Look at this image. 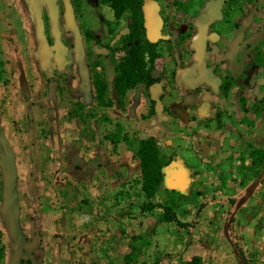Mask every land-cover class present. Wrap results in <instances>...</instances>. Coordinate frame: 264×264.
I'll list each match as a JSON object with an SVG mask.
<instances>
[{
	"label": "rangeland",
	"instance_id": "rangeland-1",
	"mask_svg": "<svg viewBox=\"0 0 264 264\" xmlns=\"http://www.w3.org/2000/svg\"><path fill=\"white\" fill-rule=\"evenodd\" d=\"M158 1L163 36L147 47L157 58L146 66L159 71L163 107L150 104L146 85L135 112L143 113L140 122L123 118V102L112 97L121 47L94 59L95 44L85 36L97 17L112 18L108 3L67 0L80 15L89 73L99 79L98 87L84 80L87 73L74 62L73 79L61 90L47 81L27 0H0V160L5 150L14 155L18 221L33 243L22 264H264V169L257 176L248 168V153L264 142V112L255 110L264 97V70L217 68L221 83L190 90L180 77L194 68L186 32L200 13L229 7L230 15L213 25L223 38L238 22L264 43V0ZM142 146L161 179L151 196L142 187ZM172 162L187 170L186 185L176 189L178 208L165 184ZM2 180L0 164V194ZM137 239L142 249L132 253ZM13 244L0 214V264H9Z\"/></svg>",
	"mask_w": 264,
	"mask_h": 264
},
{
	"label": "flooded vegetation",
	"instance_id": "flooded-vegetation-1",
	"mask_svg": "<svg viewBox=\"0 0 264 264\" xmlns=\"http://www.w3.org/2000/svg\"><path fill=\"white\" fill-rule=\"evenodd\" d=\"M155 1L158 3L157 14L161 19L160 37L155 42H150L147 38L145 15L143 10L144 1H140V4L136 5L137 8L135 10L127 9L119 17L116 16L114 10L111 8L113 10L112 18L97 17L98 20L94 26L85 31V36L88 37V34H90V41L95 44L93 48L95 54L94 59H104L105 55L114 51V48L117 46L121 47L123 51V59L118 63L117 73L113 70V75L110 81L112 88H118V90L114 89V91H112V97H118L117 105L123 102V106L127 110V115H123L122 117L128 118L129 121L131 119L136 120V118H138V120L141 122V116L143 113L140 112L138 115H136L135 112L137 107L141 105V102L144 100L143 89L148 84L149 91L147 93V97L150 104H154L155 108L159 110L163 107L159 101V96L162 92L160 82L158 81L159 71L155 68H150L148 73L152 77V80L146 78V63L148 60L153 63L155 58H157L156 52L153 53L151 50H149L150 48L147 50V47L154 46L159 41V39L162 38V29L165 23V19L163 17V7L158 0ZM220 2L226 4L227 0H221ZM27 3L31 9L32 18L35 20V22L40 20L42 21V18L46 16L49 23L51 41H47L49 43L46 48L41 50L39 47L40 39H38L39 36L37 35L40 57L42 61L47 62V65L49 66L48 74L51 78L49 77L47 81L58 84L61 87V90L65 89L64 87L67 85V83L73 79L70 69L72 63L76 62L78 70H83L85 73H87V77L83 79L86 81L89 79L94 80L96 86L98 87L97 84L99 77L96 74H94L96 76L94 77L91 75V73H89L91 72V68L86 61L87 59L85 53L82 51L83 35L80 30V15L77 13V11L69 7L67 0H56L58 9L57 12L54 13L51 10V6L47 4L45 0H41L40 5L44 8V12L40 13V16H37L34 9L31 7L30 0H27ZM225 12V9H223L222 12L213 13L210 12V10H207L200 13L195 19L194 26L188 25V30L186 32V35L187 33L190 34V43L192 46H194L192 43V36L195 33L200 30H203L206 33L205 51L208 52L206 66L212 68V82L214 81V78L217 77V74L215 73L217 68L220 69L223 67L226 70L231 71V73H237L247 65L249 67H253L254 65L251 64L252 60L250 55L259 44V42L255 41L254 38H251L252 36H248L247 33H243L242 25L238 22H236L230 29L232 36L228 39L223 38L222 30L214 28L213 25L216 23V20H223L224 17L227 16ZM112 20L116 22L122 20L123 25L120 27L118 26V23L112 25ZM191 31L193 32L190 33ZM57 39H59L60 42L68 49L69 64L64 70H58L56 68L52 54H46L51 45ZM45 40L47 39L45 38ZM134 53L136 54V58L134 59L136 67L133 70L130 59L131 55ZM191 66L194 67L193 69L191 68L193 77L198 78L197 66L194 61ZM122 67L127 68V74H122ZM94 69H96V66ZM153 70L157 71V76L155 77L153 75ZM95 78H97V80H95ZM218 78L219 83H221V76ZM57 80H59V82H56ZM131 81H133V86L130 87L129 84ZM201 83L205 82L198 80L196 86ZM154 84L160 86L157 99H153L150 92L151 87ZM185 85L187 86L186 83ZM132 90L133 93L131 94L130 91ZM185 100L189 105H192L195 102V99L190 94L186 95ZM198 112L202 117H206L208 115V109L205 106L200 107ZM6 151L7 150L4 151L2 159H4ZM32 246L33 243L28 242L24 237L23 250L19 262H24V256H29L31 254Z\"/></svg>",
	"mask_w": 264,
	"mask_h": 264
},
{
	"label": "water",
	"instance_id": "water-1",
	"mask_svg": "<svg viewBox=\"0 0 264 264\" xmlns=\"http://www.w3.org/2000/svg\"><path fill=\"white\" fill-rule=\"evenodd\" d=\"M220 2L221 0H217ZM51 6V10L56 13L58 6L56 0H45ZM143 10L145 15V27L147 30V38L150 42H155L160 37L161 19L157 14L158 3L155 0H144ZM206 33L203 30L198 31L192 36V43L195 46L193 60L197 66L198 78L193 77L191 68H184L181 71L180 77L188 88L196 87L197 81L211 83L213 73L212 68L206 66V58L208 52L205 51ZM47 55L52 54L53 60L58 70H64L69 64V56L67 47L57 39L46 52ZM154 71V77L157 76V71ZM219 83V78L215 77L212 82L216 87ZM160 90L159 85H152L151 96L157 99ZM3 175L2 199L0 205V213L4 215L7 223L9 236L14 240L12 253L9 264H19V259L22 255L24 237L18 223V210L16 206L17 194L14 191L16 181V169L14 165V155L10 150L5 153L4 159L0 160ZM166 177L165 184L169 189H180L186 185L187 170L178 162H172L168 167H165Z\"/></svg>",
	"mask_w": 264,
	"mask_h": 264
},
{
	"label": "trees",
	"instance_id": "trees-1",
	"mask_svg": "<svg viewBox=\"0 0 264 264\" xmlns=\"http://www.w3.org/2000/svg\"><path fill=\"white\" fill-rule=\"evenodd\" d=\"M102 2L108 3L110 5V7L114 10L115 14L117 17L121 16V14L127 10V9H131V10H135L137 7L136 5L140 4V1L138 0H101ZM31 2V7L32 9H34L35 13L37 14V16H40V2L41 0H30ZM228 3V1H227ZM229 6V5H228ZM227 16L230 15V10L229 7L227 10H225ZM136 14V13H134ZM36 32L37 35L39 36L38 39H40V43L37 40V43H39V47L42 49L46 48V46L48 45L49 42H47L48 40H50V28H49V23L47 20V17L45 16L44 18H42V21H36ZM187 36H190L189 33H187ZM90 37V34H88V38ZM45 38L47 40H45ZM51 41V40H50ZM263 46L264 43L259 42V44L257 45V47L252 51L251 53V64L254 66H257L258 68L264 70V50H263ZM135 53L133 55H131V66L132 69H135ZM125 64V63H124ZM140 70V67H139ZM121 72L122 74L126 73L127 74V68L122 67L121 68ZM146 78L149 80H152V77L150 76V74L148 72H146ZM132 80V79H130ZM49 82V81H48ZM56 82H59V80H57ZM129 86H133V81H131V83L129 84ZM61 88V87H60ZM259 105L257 107H255V110L257 113H262L264 112V97L259 101L258 103ZM262 106V107H261ZM220 117V114H218V118ZM138 156L140 159V166L142 168L143 171V183H142V187L143 190L146 192V194L148 196L153 195V193L155 192V189L158 187L161 179L159 176V171L158 170H154L153 167H151V160H150V155L148 154V152L145 149V146H142L139 150H138ZM248 156L250 158V166L248 167L249 169H252L254 171L257 172V176L260 172V169H264V142L262 143V145L260 147H254L251 149V151L248 153ZM3 182V180H2ZM3 187V184L1 183V189ZM168 193L170 192L173 193V195H170V201L171 204L174 208H178L179 205L176 202V194H177V190H167ZM2 199V193L0 194V200ZM173 207H169L168 209H172ZM1 214V213H0ZM4 218H6L4 215H2ZM169 218V216L167 217ZM19 223V221H18ZM20 227V225H19ZM141 239H137L133 241V244L131 245V249H132V253H137L142 249L141 243H140ZM129 258H131V254L128 256ZM23 261L19 262V264H21ZM127 264H131L130 262H128Z\"/></svg>",
	"mask_w": 264,
	"mask_h": 264
}]
</instances>
